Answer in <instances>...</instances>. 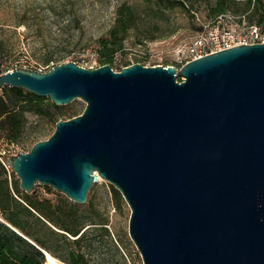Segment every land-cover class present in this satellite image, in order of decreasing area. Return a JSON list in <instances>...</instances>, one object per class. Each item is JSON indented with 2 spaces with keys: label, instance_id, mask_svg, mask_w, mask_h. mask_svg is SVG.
<instances>
[{
  "label": "water",
  "instance_id": "water-1",
  "mask_svg": "<svg viewBox=\"0 0 264 264\" xmlns=\"http://www.w3.org/2000/svg\"><path fill=\"white\" fill-rule=\"evenodd\" d=\"M6 85L56 105L86 103L8 157L22 190L46 184L88 204L101 177L131 208L143 264H264V42L179 71L139 62L13 68L0 74Z\"/></svg>",
  "mask_w": 264,
  "mask_h": 264
},
{
  "label": "rangeland",
  "instance_id": "rangeland-1",
  "mask_svg": "<svg viewBox=\"0 0 264 264\" xmlns=\"http://www.w3.org/2000/svg\"><path fill=\"white\" fill-rule=\"evenodd\" d=\"M214 4L215 0H184V4L170 1L165 6H159L157 0H0V72L11 68L46 71L70 61L86 68L103 65L101 44L106 41L112 46L114 27L122 37V28L129 20L127 8H131L135 17L127 28L122 48L109 62L112 68L119 71L137 62L147 66L175 64L180 49L200 28L204 24H214ZM229 12L244 14L248 24H257L264 35V0L251 4L248 0H237ZM259 17L263 18L261 23H258ZM120 20L125 23H119ZM41 98L47 116L40 118L32 112L27 113V133L43 127L46 129L44 139L55 130L53 118L68 119L81 114L86 107L81 98L64 105H56L49 97ZM30 149L31 142L24 141L14 144L13 152ZM9 175L31 198L75 206L77 222L86 232L73 247L85 254L87 264H143L129 234L131 208L121 194L115 196L110 182L101 177V181L94 182L87 204L77 203L52 186L41 183L27 192L21 189L20 179L13 170L8 171ZM41 219L55 228L45 218ZM67 236L70 240L76 238ZM63 253L64 250H60L58 255ZM57 258L67 264L61 256Z\"/></svg>",
  "mask_w": 264,
  "mask_h": 264
},
{
  "label": "trees",
  "instance_id": "trees-1",
  "mask_svg": "<svg viewBox=\"0 0 264 264\" xmlns=\"http://www.w3.org/2000/svg\"><path fill=\"white\" fill-rule=\"evenodd\" d=\"M157 1L159 6H165L170 1L184 4V0ZM236 1L215 0L212 14L217 16L229 12ZM248 1L251 4L253 1L260 2L261 0ZM126 10L129 20L126 22L127 26L122 28V37L119 36L117 27H114L111 32L112 40L110 43L112 46H109L106 41L101 44L102 56L105 58L103 64H109L113 60L114 53L122 48L127 28L134 20L135 14L131 8ZM121 14L125 15V13ZM261 19L263 18L259 17L258 23L262 22ZM119 23H125V21L120 20ZM0 90L2 91L0 93V138H4L13 144L30 141L32 148L36 142L44 139L46 129L37 128L27 133L28 119L26 114L32 112L40 118L46 117L44 99L21 87L6 85ZM54 107L59 109V106ZM60 119V117L53 118L54 125ZM113 191L116 197L120 196V192L114 186ZM0 212L11 225L10 227L0 223V264H44L45 253L43 248L56 257L61 256L67 264H87L85 254L73 247L84 238L86 232L84 227L77 222L75 206L54 204L50 199L31 198L24 194L9 178L8 170L1 161ZM41 218H45L55 228L43 222ZM67 234L76 238L70 240ZM32 242H35L36 245ZM60 250H64L62 255H58Z\"/></svg>",
  "mask_w": 264,
  "mask_h": 264
},
{
  "label": "built area",
  "instance_id": "built-area-1",
  "mask_svg": "<svg viewBox=\"0 0 264 264\" xmlns=\"http://www.w3.org/2000/svg\"><path fill=\"white\" fill-rule=\"evenodd\" d=\"M264 42V35L261 28L256 24H248L246 16L226 12L215 17L214 24H204L195 36L178 52L177 63L171 64L179 68L191 60L201 58L207 54L231 48L242 44H253ZM30 63V60H25ZM168 67V65H165ZM8 70H12L8 69ZM49 70V69H48ZM46 70V71H48ZM41 72H46L42 71ZM178 80L183 81V77L178 73ZM14 144L4 138H0V161L11 173L7 159L13 152ZM15 154V153H14ZM11 179V175H9ZM0 223L11 225L6 221L0 212Z\"/></svg>",
  "mask_w": 264,
  "mask_h": 264
},
{
  "label": "bare ground",
  "instance_id": "bare-ground-1",
  "mask_svg": "<svg viewBox=\"0 0 264 264\" xmlns=\"http://www.w3.org/2000/svg\"><path fill=\"white\" fill-rule=\"evenodd\" d=\"M98 180L101 181V178L98 177ZM43 250H44L45 256H46L45 264H62L61 261L56 256H54L53 254H51L49 251H47L44 248H43Z\"/></svg>",
  "mask_w": 264,
  "mask_h": 264
}]
</instances>
